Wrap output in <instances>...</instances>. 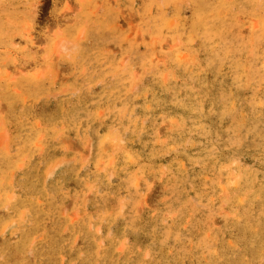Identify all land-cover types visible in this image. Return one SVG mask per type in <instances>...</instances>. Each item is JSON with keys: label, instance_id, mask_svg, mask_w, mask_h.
<instances>
[{"label": "rangeland", "instance_id": "obj_1", "mask_svg": "<svg viewBox=\"0 0 264 264\" xmlns=\"http://www.w3.org/2000/svg\"><path fill=\"white\" fill-rule=\"evenodd\" d=\"M0 264H264V0H0Z\"/></svg>", "mask_w": 264, "mask_h": 264}, {"label": "bare ground", "instance_id": "obj_2", "mask_svg": "<svg viewBox=\"0 0 264 264\" xmlns=\"http://www.w3.org/2000/svg\"><path fill=\"white\" fill-rule=\"evenodd\" d=\"M25 36V35H24ZM29 37V36H28ZM30 38V37H29ZM30 41V40H29ZM33 42V41H32ZM21 71V70H20ZM113 139V138H112ZM113 143V142H112ZM236 180V179H235Z\"/></svg>", "mask_w": 264, "mask_h": 264}]
</instances>
